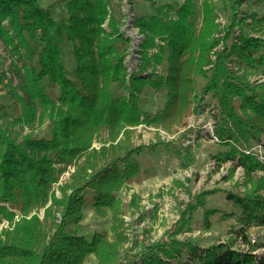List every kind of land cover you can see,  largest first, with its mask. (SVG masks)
<instances>
[{
  "label": "trees",
  "instance_id": "obj_1",
  "mask_svg": "<svg viewBox=\"0 0 264 264\" xmlns=\"http://www.w3.org/2000/svg\"><path fill=\"white\" fill-rule=\"evenodd\" d=\"M59 1L57 10L55 3L44 6L41 0H0V40L26 52L22 68L16 69L17 83L8 90L21 111L12 120L0 113V203L7 205H0V221L11 226L15 212L21 215L12 228L0 231V264H85L89 255L97 264H126L117 260V240L109 241L104 231L87 237L81 233V221L87 206L101 215L118 206L116 195L140 170L138 157L145 146L122 141L96 151L92 142L102 129L114 140L121 131L128 135L126 127L142 122L167 129L178 125L192 103L199 101L194 75L204 80L201 93L217 105L213 130L227 147L213 158L218 165L231 162L230 177L236 168L242 169L244 190L224 192L229 211L206 207L205 193L189 210L203 208L206 229L215 213L235 217L228 231L235 237L205 248L194 240L157 241L133 262L264 264V242L248 233L252 226L264 228V160L252 151L264 148V81L250 80L254 74L264 77V17L235 14L241 0H219L217 8L213 0L158 6L155 14L136 19L145 36L143 61L126 78L123 57L128 41L108 14L109 0ZM171 9L176 18H168ZM216 9L228 20L223 30L216 22ZM107 17L109 31L101 27ZM235 28L238 33L232 31ZM152 48L158 52L149 57ZM161 53L164 73H147L150 64H162ZM147 87L165 91L164 107L156 114L141 107ZM35 121L48 122L47 132L12 135L11 126ZM68 163L75 169L70 184L59 188L58 198L52 185L59 166ZM49 199L42 221L36 215L25 218ZM184 217L185 211L176 232L187 223ZM238 240L246 250L235 245Z\"/></svg>",
  "mask_w": 264,
  "mask_h": 264
},
{
  "label": "rangeland",
  "instance_id": "obj_2",
  "mask_svg": "<svg viewBox=\"0 0 264 264\" xmlns=\"http://www.w3.org/2000/svg\"><path fill=\"white\" fill-rule=\"evenodd\" d=\"M183 2L184 0H109L108 14L117 20V30L128 41L123 57L126 78L133 71L138 70L143 61L141 46L145 36L136 25V19L140 16L148 17L155 14L158 6L182 4ZM241 2V5L235 7V14L243 16V13L247 12L258 18L264 17V0H241ZM49 3H55L56 9L60 6L59 0H41L44 6ZM213 3L216 8L220 5L219 0H213ZM216 12L218 14L216 22L219 24V29L223 30L228 20L218 9ZM195 16L197 21H200V12H196ZM168 18H176L173 9L168 14ZM250 18L248 16L246 21L250 22ZM108 20L109 17L101 25L107 31H109ZM252 26L251 23L249 27L246 26L245 30L249 31ZM262 27H264V22ZM232 31L238 33L237 28ZM261 34L264 37V32ZM155 40L160 46L164 45L159 39ZM156 52H158L157 49L152 48L148 56ZM31 56H34V53ZM161 56L162 64H150L151 67L147 73L152 71L157 74L164 73L165 56L162 53ZM211 59L214 57L212 56ZM24 60H26V52L22 47L13 50L0 40V113H5L10 120L15 118L21 109L17 101L9 98L8 90L10 86L16 85V69L22 68ZM209 67L210 65H207L204 69ZM254 79L259 82L264 81V77L255 74L250 77V80ZM203 84L204 80L194 75L195 93L199 96V101L192 103L186 116L178 125L167 129L161 125L142 122L126 127L129 130L128 135L126 136L121 131L114 140L110 139L108 130L102 129L92 142V148L96 151L102 146L109 147L111 143L116 144L122 141H127L133 146H145L143 153L138 157L140 170L116 195L119 200L118 206L106 209L104 215L98 214L93 208L87 206L81 221V233L87 237H90L93 232L104 231L109 241L117 240L119 243L118 261L125 260L126 264H135L133 261H139L138 255L157 241L194 240L201 242L205 248L207 244L229 242L232 237H235L233 233L228 232L235 223V217L228 215L218 217V213H215L209 218L211 228L206 229L203 224V208L198 206L199 208L189 210L197 196L205 193L206 207H217L229 211L227 209L229 204L224 200V192L244 190L242 169L236 168L230 177L231 162L218 165L213 158L216 153L225 151L227 147L219 142L214 133L213 115L217 114V105L208 94L201 93ZM113 87L115 88V85ZM116 90L123 93L121 88ZM18 94L21 95V92L18 91ZM165 100L163 89L153 90L148 87L140 97L142 109L149 114L161 111ZM47 125L48 122L40 124L38 121L30 126L20 123L14 127L11 126L10 131L13 136L17 134L22 136L27 133L39 135L47 132ZM252 151L259 160H264V148L253 147ZM59 167L61 170L57 182L52 185V192L58 198L60 197L59 188L70 184L75 165L68 163ZM50 202L49 199L44 207L34 208L25 218L36 215L42 221L44 210ZM0 205L7 207L4 203ZM183 211H185L184 219L187 223L183 224V230L176 232L181 224ZM219 213L222 214L220 211ZM20 216L16 211L11 226L7 220L2 219L0 231L2 228H12ZM55 216L56 221L59 220V214L55 213ZM248 233L257 242H264V228L252 226L249 227ZM235 245L246 250L239 240ZM261 251L262 249H259L258 253ZM85 264H97V259L89 255Z\"/></svg>",
  "mask_w": 264,
  "mask_h": 264
}]
</instances>
